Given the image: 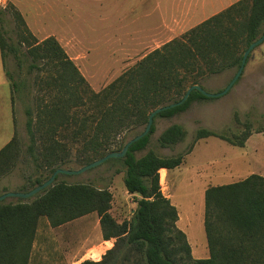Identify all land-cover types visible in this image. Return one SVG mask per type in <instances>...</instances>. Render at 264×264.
Returning a JSON list of instances; mask_svg holds the SVG:
<instances>
[{
	"label": "trees",
	"instance_id": "16d2710c",
	"mask_svg": "<svg viewBox=\"0 0 264 264\" xmlns=\"http://www.w3.org/2000/svg\"><path fill=\"white\" fill-rule=\"evenodd\" d=\"M3 16L0 6L2 56L13 51L19 66L30 61L28 75L50 71V76L37 78L35 83L56 92L50 102L28 105L25 110L30 138L27 153L38 164V171L49 169L46 178L41 174L35 177L32 189L67 164L68 145L56 138L62 130L76 126L74 139L91 130V134L85 135L88 138L84 149L101 158L122 151L128 142L110 149L112 140L122 130L130 125L148 124L152 111L180 101L191 85L201 84L206 76L233 67L239 69L246 49L264 34V0H242L193 28L183 39L156 48L103 91L94 92L55 37L32 44L21 33L19 44L26 43L28 47L20 58L18 48L7 42ZM7 74L13 93L20 86L30 85L25 79L17 81L10 71ZM85 96L93 104V111L79 118L75 110L87 105ZM209 98L194 90L185 103L162 110L154 120L158 116L173 117L191 103ZM246 126L236 143L206 128L198 129L195 140L219 136L244 146L253 133L250 125ZM154 131L153 125L117 160L125 167L127 191L136 196L137 207L131 220L118 222L112 216L113 194L109 189L59 181V174L51 186L31 201L19 197L17 202H0V264H29L40 218L47 217L56 227L91 213L99 217L103 239L114 238L115 242L101 260L86 259L81 264H264V176L252 174L206 189L204 226L210 256L194 259L185 232L176 225L178 210L162 192L159 174L163 168L180 166L185 155L160 156L153 150L141 157L136 155L146 149ZM185 135L184 127L176 123L161 133L158 142L167 148L181 142ZM191 150L192 146L188 152ZM21 153L15 133L0 150V177L16 165Z\"/></svg>",
	"mask_w": 264,
	"mask_h": 264
},
{
	"label": "rangeland",
	"instance_id": "374dc122",
	"mask_svg": "<svg viewBox=\"0 0 264 264\" xmlns=\"http://www.w3.org/2000/svg\"><path fill=\"white\" fill-rule=\"evenodd\" d=\"M241 1L0 0V6L4 12L5 37L10 47L18 48L20 58L28 47L26 43L24 46L19 44L21 33L32 44L55 37L85 77L90 89L101 92L156 48L171 40L183 39L193 28ZM29 63L26 61L19 66L13 51H8L3 57L0 48V150L15 133L22 147L16 165L0 177V195L29 192L35 177L41 174L46 178L49 174L46 168L38 171V164L27 153L30 138L25 110L28 105L35 107L38 102H50L56 92L35 83L37 78L50 76L51 72L28 75ZM8 71L17 81L25 79L31 86H20L13 93ZM237 71L238 68L233 67L208 75L201 80V85L208 93H220ZM85 100L87 105L75 110L79 118L93 111L88 96ZM176 123L184 127V139L162 148L159 136ZM246 124L253 130L252 135L244 146L234 144L245 131ZM153 125L155 131L149 145L136 155L141 157L149 150L167 157L185 155L183 163L171 169L165 180H162L163 172H159L160 184L163 194L178 210L176 225L185 232L193 258H208L210 250L204 226L206 189L237 182L252 174L264 176V41L250 53L243 73L229 92L195 101L173 117L158 116ZM146 126L126 127L112 140L110 149L118 147L120 142H129ZM75 127L72 125L56 136L68 145L70 153L63 168L72 170L101 158L99 154L87 153L84 149L85 138H88L85 135L92 131L87 130L74 139ZM201 128L223 134L234 143L219 136L196 141V132ZM191 146L192 150L188 152ZM117 160L111 158L80 174H61L59 181L89 183L100 189H109L113 194L110 212L118 222H123L131 220L137 202L136 196L126 189L125 167L122 161ZM118 169L123 172L117 173ZM18 198L10 197L5 202H17ZM23 199L31 201L30 198ZM98 219L97 213H93L55 227L47 217L40 218L29 264H81L86 259L101 260L115 241L111 247L103 243ZM98 252H101L99 256Z\"/></svg>",
	"mask_w": 264,
	"mask_h": 264
},
{
	"label": "water",
	"instance_id": "95a60500",
	"mask_svg": "<svg viewBox=\"0 0 264 264\" xmlns=\"http://www.w3.org/2000/svg\"><path fill=\"white\" fill-rule=\"evenodd\" d=\"M263 41H264V34L258 40L254 41L253 43L250 44V46L246 49V51L243 54L242 63L240 65L235 77L231 80V82L228 84V86L222 92L216 93V94L208 93L203 88V86L201 84H193L188 88L186 94L184 95V97L180 101L171 103V104L163 106V107H159V108L155 109L154 111H152L151 114L149 115L148 124H147L145 130L141 134H139L138 136L132 138L125 145V147L123 148L122 151L110 152L107 155L103 156L102 158H100L94 162H91L90 164H88V165H86L80 169H77V170L58 168L57 170H55V172L51 175V177L48 180L44 181L40 185H37L31 191H29V192H6V193L0 195V202L7 199V198H10V197H20V198L34 197L35 195H37L38 193H40L44 189L51 186L55 182V180L59 174H68V175L80 174V173H82V172H84V171H86L92 167H95V166H98V165L104 163L105 161H107L111 158H122V157H124L126 155V153L128 152L131 144H133L135 141H138L142 137L146 136L150 132V130L153 126V123H154V117L158 113H160L164 109L173 108V107H176L178 105L185 103V101L189 98L192 91L199 90L204 95H206L208 97H219V96H222V95L226 94L227 92H229V90L234 86V84L237 82V80L240 78L241 74L243 73L247 59H248V56L253 51V49L256 46H258L259 44H261Z\"/></svg>",
	"mask_w": 264,
	"mask_h": 264
},
{
	"label": "crops",
	"instance_id": "0c3cea01",
	"mask_svg": "<svg viewBox=\"0 0 264 264\" xmlns=\"http://www.w3.org/2000/svg\"><path fill=\"white\" fill-rule=\"evenodd\" d=\"M140 7H141V5H140ZM134 23H136V22H134ZM105 28H110V27H105ZM121 28H126V27H121ZM134 28H136V27L134 26ZM8 104L10 105V102H9ZM11 108H12V111H13L12 100H11ZM13 122H14V119H13ZM14 135H15V134H13L12 138L14 137ZM12 138H11V139H12ZM11 139H10V140H11ZM10 140H9L8 142H10ZM160 171H161V172L165 171L166 174H167V177H168V173H169L170 170H167V169L163 168V169H161ZM92 214H93V213L88 214V215H85V216H83V217H86V216H89V215H92ZM97 223L100 224L99 219H98ZM114 241H115L114 238H112V239H110V240H104V239H103V243H108V244H110V247L113 245V242H114ZM112 247H113V246H112ZM112 247H111V248H112Z\"/></svg>",
	"mask_w": 264,
	"mask_h": 264
},
{
	"label": "bare ground",
	"instance_id": "6f19581e",
	"mask_svg": "<svg viewBox=\"0 0 264 264\" xmlns=\"http://www.w3.org/2000/svg\"><path fill=\"white\" fill-rule=\"evenodd\" d=\"M101 254V252H98L97 255L99 256Z\"/></svg>",
	"mask_w": 264,
	"mask_h": 264
}]
</instances>
